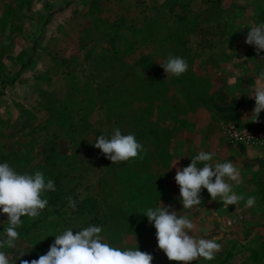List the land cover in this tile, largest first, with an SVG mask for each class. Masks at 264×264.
Listing matches in <instances>:
<instances>
[{"label":"rangeland","instance_id":"1","mask_svg":"<svg viewBox=\"0 0 264 264\" xmlns=\"http://www.w3.org/2000/svg\"><path fill=\"white\" fill-rule=\"evenodd\" d=\"M166 1L161 14L165 19L167 18L168 23L170 20L173 21L174 30H178V34H181L184 30L181 26L180 28L176 26L175 21L179 18L183 19L185 5L171 6ZM131 2L136 5L131 7L128 17L134 21L136 16L140 18L142 14L153 15L155 10L152 8L153 4L162 0H131ZM188 6L192 10L198 8L191 2ZM118 7V0H0V163H9L20 173H33L34 169L42 164L49 150L55 149L62 155H72L75 152L77 166L81 168L79 175H83L77 185L79 194L81 196L87 193L96 194L101 190V186L98 185L99 178L109 179L112 173L110 167L112 161L107 159L100 149L95 148L93 142L99 135L110 136L114 128L125 131L123 134H129L130 124H133L132 116L126 114L122 118L121 111L114 109V105L108 104L106 99H111L115 94L119 98L129 97L134 100L139 96L143 84L141 78L134 77L135 70L144 71L143 64L138 59L141 50L137 54L139 45L136 44L134 48L129 41V35H121V20L116 14ZM255 22L256 20L246 16L241 23L249 28V25L251 27ZM219 27L216 23L209 27L197 26V29L187 26L191 30V36L188 38L184 36L188 39L186 44L191 48L190 50L208 42L215 44L222 42L224 46L228 45V42H224L228 38L223 39L222 36L210 34L211 30L216 33V28ZM142 33H145L144 30ZM142 39L145 38L142 37ZM232 40L238 46L245 43V38L233 37ZM141 45L146 47L142 40ZM114 51L115 55H113ZM189 54L192 56L191 68L194 61H199L200 57L203 58L196 51ZM110 64H113L112 70L108 69ZM94 67L106 68L108 71L98 73L94 71ZM197 67L200 68L199 63ZM96 84L99 86L98 94L101 100L92 111L78 109L77 106H81V100L90 97L91 93L94 94L93 88ZM95 93L97 95L96 91ZM196 105L201 106L199 102L191 103L189 106ZM178 111L182 113L171 118L162 111L155 114V110L153 114L146 117V120L151 118L155 124H150L148 129H146L148 126H144L142 131L136 134L138 136L136 138L147 148L143 146L144 150L139 156L124 161V164L120 162L122 172H125L124 168L134 171L141 167L149 188L147 192L151 197L154 184L158 185L161 182L166 185L158 190L160 195L156 207L161 206L162 202L165 206L170 205V210L176 208L178 216H186L196 225L195 234L197 235H203L205 230L201 226L202 219L199 216L206 214L211 216L210 220L215 218L213 220L216 221L215 224L210 223L215 227L207 229L206 238L218 242L221 245L220 250L213 260L200 258L190 264H247L248 258L251 257V250L242 242L250 236V232L257 231L260 243H264V208H262L263 212L256 213L251 211L258 209L257 205L253 207L245 205L242 212L236 214L239 221L251 216L250 223L244 231L240 230L242 231L239 233L240 244L232 246L229 250L227 244L221 243L223 239L234 236L232 231L220 225L222 222L217 224L219 216L216 215L220 213L210 211V213L197 212L192 215L188 209L183 208L182 202L175 196V194L180 195L179 186L173 187L176 183L174 179L176 167L166 164L169 159L163 157L164 154H159L163 157L161 158L163 163L154 164L152 161L150 152L153 150L155 138L147 141L150 130L155 137L157 136L156 138L165 140V144L172 143L165 131L158 129L155 132V129L161 127L160 124H166L170 119L180 120V124L174 128V133H171L173 139L183 138L184 140L187 137L190 139L192 134L186 129L192 126L195 119L193 116L184 115L183 108ZM219 131L223 136L220 128ZM145 133L147 137L144 138ZM156 153L158 155V151ZM114 167L120 169L119 164H114ZM161 172L163 173L160 174ZM142 183L145 184L144 181ZM128 185L129 183L126 189L130 191ZM202 190L207 191V189ZM5 215H0V236H3V224L6 226L8 223ZM130 215L133 213L131 212ZM228 215L231 216V214ZM21 219L23 227L38 220L37 217L28 216ZM137 219L129 217L127 220L130 224L135 220L138 221ZM138 224L139 221L135 226ZM29 233L26 230L19 233L15 249H3L13 264L20 262L19 252L21 251L26 254L20 259L29 260L26 256V247L30 249L34 247ZM102 237L105 242L120 248L123 244L134 242V237L130 234L122 235L121 241H116L117 238L110 241ZM141 237L148 238L143 235ZM135 239L138 238L135 237ZM144 241L145 239H142V242ZM152 243L151 254L154 257L152 264H180L177 261H170L158 248L156 232ZM143 248L144 252L147 250L149 252L151 245H145ZM261 262L264 264V258Z\"/></svg>","mask_w":264,"mask_h":264},{"label":"crops","instance_id":"2","mask_svg":"<svg viewBox=\"0 0 264 264\" xmlns=\"http://www.w3.org/2000/svg\"><path fill=\"white\" fill-rule=\"evenodd\" d=\"M165 1L162 0V2L153 4L152 8L155 9L153 15L146 16L142 14L140 18L136 16L133 21L128 17V12L136 4H132L131 0H118L119 7L116 14L121 20V35L128 34L129 41L134 48L136 44L139 45L140 49H138L137 54L141 50L138 59L143 64V72L151 71L159 79L170 83L172 76L168 77L160 66V60L167 59L169 53L176 48V44L173 42L174 38L177 39L180 35L186 38L191 36L190 28L197 29V26L209 27L216 23L220 27L216 28V33H213V30H211L210 34L222 36L223 39L228 38L224 40V42H228V45L224 46L222 42L218 44L208 42L207 44H201L194 50H190L191 48L186 44L189 53L196 51L203 56V58L200 57L199 61L193 62L192 68V62L190 63V72L191 75H194L197 79H203L204 83L209 85L208 91L213 95L212 102L215 107L207 108L203 105L190 107L188 101L191 98L189 96H182L178 87L169 85L167 97L170 98L178 94L179 96H177L182 102H186L183 108L184 115L193 116L195 119L192 126L186 129L192 135L190 139L188 137L184 138V140L183 138L173 139L171 133H174V128L180 124V120L170 119L168 123L160 124L159 131H165L169 135L170 140H172V143L169 145L165 144V140L163 139L156 142V144L153 142V150H151L153 154L152 160L154 164H160L163 163L161 158L167 157L169 159L166 163L168 166L172 167L179 160L176 167H184L191 163V156H195L198 152H212L214 153L213 164L231 161L237 166L242 183L234 186V191L237 194H244L245 197L255 196V205L259 208L251 212H263L264 147L231 145L221 135L219 128L221 130L220 126L225 123H235L264 131V110L260 113L259 122L253 121L251 114L255 107V100L248 95L258 79L264 82V78L260 77V73L264 71V51H261L257 55L253 45L242 42V46H238L233 40L231 41L233 37L246 38L247 33L250 31V25L249 28H246L241 23L246 16L251 17L252 20H256L253 25L264 22V0H167V4L171 6L175 4L185 5L186 10L183 13V19L179 18L175 21L176 26L180 27V25H184L185 27H190L185 28L184 34H178V30H174L173 28L174 22L169 19L170 23H168L167 18L165 19L162 16L161 10ZM190 2L196 4L198 8L196 10L189 8L188 4ZM143 30L145 33H142ZM142 37L145 39L143 40ZM141 40L146 47L141 45ZM198 63L201 74L197 67ZM176 115L177 112L170 108L168 116L171 118ZM161 143L165 145H161ZM161 147L163 149L160 150ZM170 148L171 150L169 151ZM157 149L158 155L156 153ZM162 153L164 156L160 157L159 154ZM177 185L175 183L173 187H177ZM175 196L179 199V195L175 194ZM201 197V203L194 206L192 210L188 209V211L192 215L197 212L210 213V211L220 213L216 215L219 216L217 224L222 222L220 225H223L226 230L232 231V236H234L223 239L221 244H227L229 250L232 246L240 244L239 233L242 232L240 230L244 231L249 227L251 217L243 221H239L236 217V214L241 213L242 208L245 207V201H240L238 206L229 205L225 207L222 201L218 199L212 200L208 191L202 190ZM179 201L181 200L179 199ZM228 214H231V216ZM0 215L2 216V214ZM204 215L199 216L202 219V228L209 229V227H215L210 225V223L215 224L216 221H213L215 218L210 220L211 216ZM203 217L206 220L203 221L205 219ZM196 219L200 221L199 218ZM249 234L250 236L244 239L242 243L244 246L250 247L249 249L252 254L254 251L260 249L263 243H260L257 231L250 232ZM241 239L243 240V238ZM26 251L27 259L30 260L32 255H34L32 248L26 247ZM16 264H20V262Z\"/></svg>","mask_w":264,"mask_h":264},{"label":"clouds","instance_id":"3","mask_svg":"<svg viewBox=\"0 0 264 264\" xmlns=\"http://www.w3.org/2000/svg\"><path fill=\"white\" fill-rule=\"evenodd\" d=\"M245 43L255 47L257 55L264 51V22L253 25L247 33ZM160 66L170 76H180L188 70V63L180 56L169 54L167 59L160 60ZM264 78V71L260 73ZM250 98H254L255 107L251 116L259 122L260 113L264 110V82L257 80L252 88ZM93 146L113 164L128 161L140 155L144 150L134 134H123L114 128L111 135H99ZM214 153L200 151L191 156V163L184 167H176L174 177L180 188L179 199L183 208L191 209L202 201L201 191L207 189L212 200H220L225 207L238 206L245 201L247 207L256 203L255 196L237 194L234 186L242 183L240 172L231 161L212 163ZM202 165V166H201ZM56 190L55 181L45 179L42 171L20 173L9 163H0V214H7V225L3 236H0V264H13L3 249H15L19 239L18 227L22 225V217H38L48 206V199L42 198L46 192ZM70 207L75 210L77 203L68 197ZM83 199V197H81ZM171 206L148 207L141 212L156 229L158 248L170 261L190 264L203 258L213 260L221 245L214 239H207L208 230L203 235L195 234L196 225L186 216H178ZM53 217H49V220ZM102 226L89 225L74 233L72 228L55 235L54 242L46 254L38 259H20L26 253L19 252L20 264H152L153 255L141 251L139 247L120 248L105 242L101 236Z\"/></svg>","mask_w":264,"mask_h":264},{"label":"trees","instance_id":"4","mask_svg":"<svg viewBox=\"0 0 264 264\" xmlns=\"http://www.w3.org/2000/svg\"><path fill=\"white\" fill-rule=\"evenodd\" d=\"M180 26L184 30L181 34H184L186 31L185 28L187 27L184 25ZM187 40L188 39L182 37V35H180L177 40L174 38L173 42L176 44V48L169 54L184 58L189 66L192 62V56L189 54L186 47ZM113 55H115V51ZM112 66L113 64H110L108 69L112 70ZM93 69L98 73H106V71H108L106 68L102 67L97 69L94 67ZM134 77L137 79L141 78L143 82L139 91V96L136 99L131 100L129 97L119 98L114 94L111 99L109 98L106 100L108 104L114 105V109L121 111L123 114L122 118H124L126 114L132 116L133 124H130L131 130L129 133L134 134L135 137H138L136 134L140 133L144 126H148L146 128L148 129L150 124H155L151 121V118L146 120V117L150 116L151 113L153 114L154 110L158 114L161 113V111L168 114L170 108H172L177 114L182 113L179 112L178 109L184 108L186 102H182L178 94V96L173 95L170 98L167 97L169 85L178 87L182 96H189L191 98L189 99L191 102L188 101L190 104L199 102V104L207 108H212V106L215 107L212 102L213 95L208 91L209 85L205 84L202 79H197L194 75H191L190 67H188V70L184 74L178 77L172 76L170 83L166 80L159 79L151 71L140 72L135 70ZM95 88H93L94 94L91 93L90 97L81 100V106L78 105V109L82 111L84 109H90V111H92L97 102L101 100L98 94L99 86L96 84ZM171 101H173V103H170ZM134 102L136 103L134 104ZM141 111L143 112L139 114ZM130 112L132 113L129 114ZM83 116H85L84 113ZM158 129H160V127L155 129V132H157ZM151 131L152 130L149 132L147 141H151L152 138H155L154 142L162 140L161 138H156L157 136L155 137L154 133ZM124 132L125 131H122V133ZM146 135L145 133L144 138L147 137ZM142 145L147 148L146 145ZM161 145L165 144L161 143ZM161 149H163V147H161L160 150ZM150 154L153 156L152 151ZM75 155V152L72 155H62L59 151L51 149L46 154L42 164L34 169V172L37 170L42 171L46 181L47 179L54 180L56 190L54 192L42 194V198L48 199L49 203L48 206L40 212L37 221L29 223L26 227H23V224L18 227L19 233L26 230L30 232L29 234L32 236V244L34 246L32 251L34 255H32L30 260L38 259L40 255L46 254L50 245L54 242L56 234H60L67 228H72L75 233L89 225L102 226L103 231L101 236H104L110 241L115 238H117L116 241H121L122 235L130 234L134 237V242L129 244L133 245L126 243L123 244L121 248L132 246L139 247L140 250L143 251V247L149 244L151 248L150 251L148 252L147 250V252L152 253V241L156 229L152 224H149L147 217L141 214V212L148 207H156L160 195L158 194V190H160V187L164 186L163 183L160 182L158 185L154 184V191L151 197L148 195L147 191L149 188L148 185H146V176L142 173L141 167H138L134 171L124 168L125 172H122V163H117L120 169H116L111 162L110 167L112 173L109 179L99 178L98 185L101 186V190L96 192V194L87 193L81 196L77 190V185L79 179L82 178L83 175H79L81 168L77 166L78 163L75 159ZM137 162L138 161H136V163ZM124 163L125 162H123V164ZM162 173L163 172L160 174ZM141 179L145 184L142 183L143 181H141ZM128 183L131 189L130 191L126 189ZM68 197L76 201L77 207L75 210L70 207ZM81 197H83V199H81ZM131 212L133 215H130ZM49 217H53V219L49 220ZM129 217L137 219L139 224L135 226L136 222H138L136 220L129 224L127 220ZM141 235L148 236V238L141 237ZM23 236H25L24 233ZM135 237L138 239H135ZM142 239H145V241L142 242ZM263 258L264 243L261 245L260 249L251 254L249 263L247 264L262 263L261 261Z\"/></svg>","mask_w":264,"mask_h":264},{"label":"built area","instance_id":"5","mask_svg":"<svg viewBox=\"0 0 264 264\" xmlns=\"http://www.w3.org/2000/svg\"><path fill=\"white\" fill-rule=\"evenodd\" d=\"M221 132L226 141L231 145L264 147V131L235 123H225L221 127Z\"/></svg>","mask_w":264,"mask_h":264}]
</instances>
